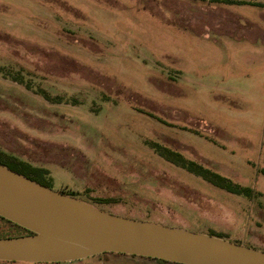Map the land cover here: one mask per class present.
Returning a JSON list of instances; mask_svg holds the SVG:
<instances>
[{"label":"rangeland","instance_id":"1","mask_svg":"<svg viewBox=\"0 0 264 264\" xmlns=\"http://www.w3.org/2000/svg\"><path fill=\"white\" fill-rule=\"evenodd\" d=\"M0 151L102 211L264 252V0H0Z\"/></svg>","mask_w":264,"mask_h":264},{"label":"water","instance_id":"2","mask_svg":"<svg viewBox=\"0 0 264 264\" xmlns=\"http://www.w3.org/2000/svg\"><path fill=\"white\" fill-rule=\"evenodd\" d=\"M0 217L31 232L0 238V261L57 263L121 253L178 264H264L260 250L111 214L2 164Z\"/></svg>","mask_w":264,"mask_h":264},{"label":"trees","instance_id":"3","mask_svg":"<svg viewBox=\"0 0 264 264\" xmlns=\"http://www.w3.org/2000/svg\"><path fill=\"white\" fill-rule=\"evenodd\" d=\"M14 80H16L14 78ZM21 82V81H20ZM26 87L29 88V85L26 84ZM156 152L165 160L180 166L186 170H188L189 172L194 173L195 175L201 176L203 179L207 180L208 182L212 183L215 186H218L220 188L229 190V191H238L240 188L237 185H233L228 179H226L225 177L210 171L206 168H203L202 166L192 162V161H187L185 160L180 154L166 148V147H162L159 145H156ZM0 164L10 168L11 170L20 173L30 179L35 180L34 178H32L31 176H29V174H37V173H43L44 170L43 169H38V168H33L31 166H29L26 162L11 156V155H7L4 152L0 151ZM37 181V180H35ZM40 183V182H39ZM45 186H48L46 184H43ZM49 187V186H48ZM239 188V189H238ZM1 220H4L8 223H10L11 225H14L15 227H17L20 231L22 235H26V234H30L31 232H29L28 230L0 217ZM103 254H113V255H121V256H127V257H139V258H144V259H151L154 260L156 262L159 263H168V264H178V263H173V262H168V261H164V260H160V259H153V258H147V257H141V256H135V255H126V254H116V253H102ZM1 262V261H0ZM4 262V261H2ZM7 262V261H5ZM10 262V261H9ZM14 262V261H11ZM40 264H63L61 262H57V263H40Z\"/></svg>","mask_w":264,"mask_h":264}]
</instances>
